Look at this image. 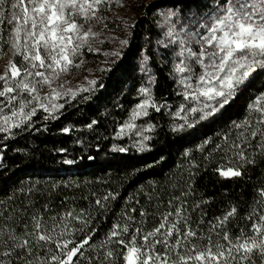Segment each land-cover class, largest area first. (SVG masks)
<instances>
[{
  "label": "trees",
  "instance_id": "1",
  "mask_svg": "<svg viewBox=\"0 0 264 264\" xmlns=\"http://www.w3.org/2000/svg\"><path fill=\"white\" fill-rule=\"evenodd\" d=\"M13 2L5 0L3 7L10 10ZM216 2L151 1L129 28L119 57L91 90L79 93L54 117L38 110L30 122L0 133V224L11 217L20 232L28 217L45 214L46 207L51 214L67 208L84 210L92 216L86 231H96L90 242L95 247L85 246L81 264H89V257L91 264H99L107 250L101 245L109 230L126 219L130 209L136 208L131 215L141 220L139 209L143 208L148 213L144 226L150 229L173 197L186 201L192 226L204 240L209 222L233 206L237 214L226 225L229 232L250 228L248 214L264 208L257 203L262 200L259 190L264 189V147L260 146L264 138H250V144L241 145L246 160L235 156L237 149L230 145L241 143L233 122L249 120L259 127L255 123L258 114L249 106L264 94V71L253 73L214 115L206 119H199L200 113L177 115L181 104L188 102L178 95L181 90L173 79L174 51L162 42L159 24L165 10L205 16ZM4 36L6 39L7 32ZM10 56L3 43L0 73ZM15 59L20 61L18 56ZM149 72L160 110L151 107L148 115L136 120L141 141L131 137V129L118 135L141 102L140 89L149 84ZM185 116L187 119H182ZM225 165L238 167L242 175L221 177L216 169ZM105 196H109L107 201L102 199ZM97 199L102 200L103 208L96 205ZM79 238L83 239V234ZM116 247L107 244V248ZM0 259L5 264H23L16 253ZM256 260L259 264V257ZM116 264L122 261L116 258Z\"/></svg>",
  "mask_w": 264,
  "mask_h": 264
},
{
  "label": "snow or ice",
  "instance_id": "2",
  "mask_svg": "<svg viewBox=\"0 0 264 264\" xmlns=\"http://www.w3.org/2000/svg\"><path fill=\"white\" fill-rule=\"evenodd\" d=\"M111 3L112 0H14L6 10L5 0H0V57L3 43L11 52L0 73V132L30 122L38 110L54 117L64 107L57 101L90 90L74 91L67 87L65 77L81 66L85 50L94 51V42H102L101 33L94 29L97 24L107 27L102 8ZM166 36L173 38L170 43L178 44L173 79L181 88L178 95L188 102L181 104L177 115L200 113L199 119H206L228 104L253 73L264 71V0H217L211 12L195 21L183 38L174 26ZM88 84L95 85L96 81ZM140 92L147 98L137 105L131 121L148 115L149 107L160 110L151 102L148 88ZM249 107L258 114L255 123L259 127L249 120L233 122L241 143L233 142L230 149H237L234 155L241 160H246L242 144H250V138H264V94ZM131 121L118 135L136 127ZM260 146L264 147V142ZM216 171L226 179L242 175L238 167L226 165ZM259 195L262 200L257 203L264 204V189L259 190ZM102 199L107 201L109 196ZM95 203L104 207L101 199ZM137 211L130 209L126 219L113 224L101 245L107 250L99 264H116V258L122 264H257L256 257L259 264H264V208L248 214L250 228L241 227L233 234L226 227L237 214V208L231 207L222 217L209 222L206 240L192 226L186 201L180 197L168 201L167 210L159 212L158 223L150 229L144 226L148 213L139 209L142 219L137 220L131 215ZM44 212L28 217L20 232L11 217L0 224V258L16 253V259L23 264H81L85 246L95 247L90 242L96 229L86 231L91 214L74 208L51 214L46 207ZM81 234L83 239L79 238ZM107 244L117 247L107 248ZM87 259L91 264L92 258ZM0 264H5L3 259Z\"/></svg>",
  "mask_w": 264,
  "mask_h": 264
},
{
  "label": "rangeland",
  "instance_id": "3",
  "mask_svg": "<svg viewBox=\"0 0 264 264\" xmlns=\"http://www.w3.org/2000/svg\"><path fill=\"white\" fill-rule=\"evenodd\" d=\"M151 1L153 0H112V3L110 5H105L102 8V15H104L106 18L104 23L107 25V27H104V24H97L94 29L95 31L101 33L102 42H94V51H84V54L82 56L83 63L81 64V66L79 68H74L72 72L65 77V80L67 81V87L72 88L74 91L79 88H89L91 90L96 85L95 84L90 86L88 84V81L95 80L97 83L103 71L109 68V66L113 64V62L119 57L122 48L125 46V44H122L121 41L127 40V33L129 28L135 22L137 17L143 13L144 6ZM170 13H175V15H169ZM208 14L209 13H207L205 16H207ZM205 16H194L193 14L184 15L180 11L170 9L165 10L161 13L159 24L163 32L162 42L172 48V50L174 51L175 61L178 59L175 56V53L179 51V47L177 43L169 42L173 38L166 36V33L170 28L174 26L176 32L179 33V37L183 38L186 32L192 30V28L194 27V22L201 20ZM195 47L196 46L193 45L194 49ZM116 52H118L119 55L113 54ZM95 58L99 60H94ZM5 61L6 60L4 58L2 64ZM147 76L149 77V84H147L143 88L149 89L151 102L155 104L153 95V83L151 80L152 75L149 72ZM82 92L85 91H78L75 96ZM73 98L74 97L69 95L57 101V103H63L65 105ZM146 98L147 97L142 95L141 102ZM150 108L151 107L147 109V112ZM5 111L7 112V109H5ZM41 111L43 112V110ZM46 115L49 116L48 113H46ZM143 116L144 115H141L134 121H131L136 125V127L130 130V135L132 138L140 139V141L142 139V135L139 132V127L136 120L140 119Z\"/></svg>",
  "mask_w": 264,
  "mask_h": 264
}]
</instances>
